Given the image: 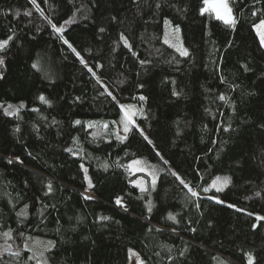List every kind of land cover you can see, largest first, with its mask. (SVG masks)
<instances>
[{
	"label": "trees",
	"instance_id": "16d2710c",
	"mask_svg": "<svg viewBox=\"0 0 264 264\" xmlns=\"http://www.w3.org/2000/svg\"><path fill=\"white\" fill-rule=\"evenodd\" d=\"M229 3L234 27L203 0H0V242L18 249L0 264H41L29 233L52 239L49 264H127L132 247L143 264H264V0ZM160 154L178 173L132 184L128 161Z\"/></svg>",
	"mask_w": 264,
	"mask_h": 264
},
{
	"label": "rangeland",
	"instance_id": "374dc122",
	"mask_svg": "<svg viewBox=\"0 0 264 264\" xmlns=\"http://www.w3.org/2000/svg\"><path fill=\"white\" fill-rule=\"evenodd\" d=\"M228 4L230 7V3L228 0ZM205 7V5H204ZM232 9V7H230ZM232 15L234 17L233 11H232ZM264 20V19H262ZM170 22L167 23L168 29L169 27H174L172 25L169 24ZM259 22H257L255 25L259 24ZM65 25V24H64ZM167 29V30H168ZM167 39H169L170 42L174 43L177 45V47H179L180 45L183 46L184 49L185 46L183 45V43H179V42H175L176 41V36L172 35L171 36H167ZM3 65H0V73H2L3 71ZM9 104L14 106L15 108H18L19 110L21 109L19 106L22 104L21 102H18V104L12 103V102H7L6 104H4V108H6ZM123 106V108H122ZM121 114L119 115V117L116 118L117 120V128L116 131L118 132L119 135L121 136H126L128 132L124 131V121H125V112L124 109H127L132 116V120L134 121V124L137 122L136 116L138 113V108L136 106V104L134 102H129L126 104L121 103ZM19 110L18 111H14L13 109H10L9 111H14V114H19ZM92 122H90L93 126V133L94 135L96 134H104L106 133L104 131L105 125L107 124V120L105 121H101V120H91ZM133 124L129 125V128L132 126ZM106 135V134H105ZM133 161H140L141 163L139 165H134ZM128 169L130 170V172L133 174V178L131 179V183L136 185L139 189H143V190H148L151 188H154L156 186V182L158 179V176L160 174V171L164 168H167L171 171H174L176 173H178L175 168L173 167L172 163H169L161 154H160V158L157 159V162H153V161H148L144 156H139V157H135L131 160L128 161ZM82 167H83V171L84 169H87V172L85 173L84 171V175L85 177L87 176L92 183V177L89 173V168L87 164L81 163ZM142 169V170H140ZM219 178V179H217ZM224 178H228V175H217L215 176V178L213 179L212 183H211V187L213 189H222L224 188L226 185L223 183ZM86 186L89 189V182L88 179H86ZM84 193L87 195H91L92 192L87 190L84 191ZM208 194L209 191H205L202 192V194ZM213 197H217L215 195H213ZM149 205L151 206L152 204ZM24 247L26 249L29 250L30 254V259H33L41 264H49V259H48V249L52 246L53 241L50 237L48 236H42L39 234H34V233H29L24 241ZM15 249L17 250V247H15ZM128 262L127 264H143V260L141 259V256L138 252L137 249L135 248H130L128 251Z\"/></svg>",
	"mask_w": 264,
	"mask_h": 264
},
{
	"label": "snow or ice",
	"instance_id": "6c2138e0",
	"mask_svg": "<svg viewBox=\"0 0 264 264\" xmlns=\"http://www.w3.org/2000/svg\"><path fill=\"white\" fill-rule=\"evenodd\" d=\"M33 3H35V0H33ZM203 3L205 5V7H203L201 9V14L208 13V12L214 13L216 19L222 20L225 24H228L230 26H233V27L235 26L236 21L232 15V9L229 7L228 0H203ZM157 7H159V4H157ZM253 15H255V12L253 13ZM165 23L167 24L168 22L166 21ZM52 27L55 28L57 32L61 31V29L57 28L55 24H53ZM254 27L256 28L257 35L260 38L261 46H264V20H261L260 23L257 25H254ZM101 31H103V29H101ZM175 32L179 33V27L178 26L175 29ZM166 37H167V34H166ZM11 39H12V37L10 36L6 40L0 41V50H3L5 48V46L8 44L9 40H11ZM123 39H124L125 44L127 45V39L126 38H123ZM176 39L178 41V39H179L178 36L176 37ZM64 42L68 43L67 40H65ZM169 42H170L169 39L166 38L165 43H169ZM172 46L177 47L176 44H172ZM69 47L71 48L72 46L69 45ZM72 50H73V52L76 51L74 48ZM177 50L180 51L181 55H184V56L188 55L187 50L184 49L182 45L177 47ZM77 55H79V53H77ZM3 64H4V60L2 58H0V65H3ZM34 67H35V65H34ZM0 78H2V74H0ZM40 99L42 101H44L45 103L48 102L47 100H45V98L43 96H41ZM140 99L144 100L145 97L141 96ZM220 99H224V97L221 96ZM0 107H3V105H0ZM19 107L22 108V107H24V105L21 104ZM122 108H123V106H122ZM10 109H13L14 111L19 110L18 108L14 109V106L9 104L6 108H4V112L6 115L14 114V111H9ZM124 112H125L124 131L128 132L130 130L129 125L134 124V121L132 120L131 113L127 109H124ZM76 123L79 124L80 121H76ZM105 127H107V125H105ZM17 131H19V129H17ZM145 139H147V137H145ZM149 143H151V141H149ZM8 162L11 163L12 161L9 160ZM140 163H141L140 161H133L134 165H139ZM140 170H142V169H140ZM84 171L86 173L87 169H84ZM85 178L88 179L89 187H92L91 180L87 176ZM217 179H219V178H217ZM181 183H183V181H181ZM223 183L225 185L227 183H229L228 178H224ZM185 186H187V185H185ZM48 189H49V191H51V184L50 183L48 185ZM217 190L219 191L221 189L218 188ZM189 191H191V189H189ZM205 191H207V189H205ZM192 195L195 196V195H197V193L193 191ZM257 195H259V193ZM85 198L86 199H92L93 197L87 196ZM217 202H221V201H217ZM116 204L121 205V199L120 198L116 199ZM229 207H232V205H229ZM149 211H151V207H149ZM169 218L173 219V220L175 219V217H172V216H170ZM102 219H109V218L108 217H102ZM257 219H264V217H257ZM193 231H194V229H193ZM10 235H11L10 232L4 233V236H6V237H10ZM248 264H253V257L250 253L248 254Z\"/></svg>",
	"mask_w": 264,
	"mask_h": 264
},
{
	"label": "water",
	"instance_id": "95a60500",
	"mask_svg": "<svg viewBox=\"0 0 264 264\" xmlns=\"http://www.w3.org/2000/svg\"><path fill=\"white\" fill-rule=\"evenodd\" d=\"M4 253L8 254H17L18 249H15V246H13L11 243L8 242H0V257L3 256Z\"/></svg>",
	"mask_w": 264,
	"mask_h": 264
}]
</instances>
